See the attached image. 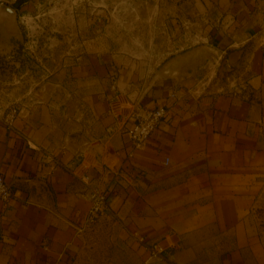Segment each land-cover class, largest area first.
Masks as SVG:
<instances>
[{
	"label": "crops",
	"instance_id": "1",
	"mask_svg": "<svg viewBox=\"0 0 264 264\" xmlns=\"http://www.w3.org/2000/svg\"><path fill=\"white\" fill-rule=\"evenodd\" d=\"M26 4L9 2L17 11ZM161 5L163 28L178 23L184 8L202 19L205 33L197 35L209 50L163 74L181 53L145 72L83 55L61 79L11 83L3 102L19 111L10 126L0 112V176L11 190L9 202L0 201V264H98L88 255L95 229L125 245L129 264L128 237L145 250L134 233L166 248L160 261L145 264H264V236L253 225L264 204V0ZM16 40L0 31V53L13 57ZM213 56L241 60L229 64L245 80L217 93L197 85L189 74L213 65ZM138 105L166 107L168 115L133 150ZM43 153L54 162H43ZM71 170L106 194L109 211L98 225L84 227L90 204Z\"/></svg>",
	"mask_w": 264,
	"mask_h": 264
},
{
	"label": "rangeland",
	"instance_id": "2",
	"mask_svg": "<svg viewBox=\"0 0 264 264\" xmlns=\"http://www.w3.org/2000/svg\"><path fill=\"white\" fill-rule=\"evenodd\" d=\"M161 1L164 0H27L26 6L18 10L22 40L14 42L13 57L0 53V112L5 114L12 106L17 107L3 102L4 97L7 102L11 99L8 96L13 91L14 80L22 81L27 87L35 82L61 79V72L64 70L66 76L71 73V67L83 55L119 58L145 72L149 67L159 68L173 54L210 43L199 38V34L204 35L206 24L191 15L189 8L181 11L178 23L163 28ZM166 11L172 19L173 11ZM164 29L168 35L162 33ZM212 59L213 65L207 66L206 61L198 66L196 73L189 74L190 77L195 74L197 85L217 93L227 91L230 83L234 88L238 80H245V74L237 73L235 66L229 64L241 60L226 56ZM26 89L21 90L23 94ZM253 225L264 236V204L256 209ZM108 235L111 236L95 229L88 255L95 256L98 264H115V258L117 264H129L125 263V245L107 239ZM126 241L133 251L132 264H145L147 252L131 237Z\"/></svg>",
	"mask_w": 264,
	"mask_h": 264
},
{
	"label": "built area",
	"instance_id": "3",
	"mask_svg": "<svg viewBox=\"0 0 264 264\" xmlns=\"http://www.w3.org/2000/svg\"><path fill=\"white\" fill-rule=\"evenodd\" d=\"M10 0H0V6L3 4L9 5ZM18 108L12 106L8 109L4 115V121L7 125H11ZM168 115V109L166 107L148 108L144 106H136L131 114L133 122L132 128L129 132L131 145L133 150H139L148 142L150 137L154 134L160 124L166 120ZM42 161L46 163L54 162L52 156L48 153L42 154ZM169 164V159H165V165ZM68 170V166L66 167ZM71 173L75 175L84 185V193L89 201V209L86 213L84 220V227L90 228L95 226L104 214L109 211L108 200L106 194L101 190L88 176H78L74 171ZM11 198V190L9 185L0 176V201L3 203L9 202ZM133 238L139 245L144 247L148 254V260L160 261L163 258V254L166 250L165 246L161 242H149L141 235L137 233L133 234Z\"/></svg>",
	"mask_w": 264,
	"mask_h": 264
},
{
	"label": "water",
	"instance_id": "4",
	"mask_svg": "<svg viewBox=\"0 0 264 264\" xmlns=\"http://www.w3.org/2000/svg\"><path fill=\"white\" fill-rule=\"evenodd\" d=\"M0 31L6 35H10L17 40H22V35L18 26V11L8 4L0 6ZM209 50L206 45L197 46L187 50L176 57H173L165 62L161 67L159 73H168V70L175 64L187 61L188 59L202 55L205 51Z\"/></svg>",
	"mask_w": 264,
	"mask_h": 264
}]
</instances>
